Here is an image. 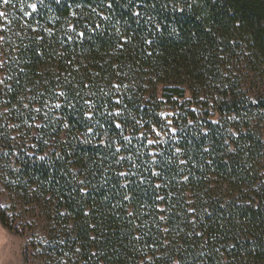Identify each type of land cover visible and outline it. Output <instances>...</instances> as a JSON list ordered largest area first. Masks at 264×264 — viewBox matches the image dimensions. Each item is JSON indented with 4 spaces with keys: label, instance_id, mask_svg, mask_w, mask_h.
<instances>
[{
    "label": "trees",
    "instance_id": "trees-1",
    "mask_svg": "<svg viewBox=\"0 0 264 264\" xmlns=\"http://www.w3.org/2000/svg\"><path fill=\"white\" fill-rule=\"evenodd\" d=\"M0 12V222L25 264H264V0Z\"/></svg>",
    "mask_w": 264,
    "mask_h": 264
},
{
    "label": "rangeland",
    "instance_id": "rangeland-1",
    "mask_svg": "<svg viewBox=\"0 0 264 264\" xmlns=\"http://www.w3.org/2000/svg\"><path fill=\"white\" fill-rule=\"evenodd\" d=\"M165 115L172 116L173 111L170 107L164 113ZM3 181V167L0 166V207L9 206L14 208L11 198L9 197L10 192L5 190ZM36 206L34 204H25V210H30L28 218L33 217L32 208ZM20 207V206H19ZM13 212V211H12ZM28 214V213H27ZM18 225V221L16 222ZM25 224V222H24ZM29 241V235L23 232L21 228L18 233L10 231L4 227L0 222V264H25V250Z\"/></svg>",
    "mask_w": 264,
    "mask_h": 264
},
{
    "label": "snow or ice",
    "instance_id": "snow-or-ice-1",
    "mask_svg": "<svg viewBox=\"0 0 264 264\" xmlns=\"http://www.w3.org/2000/svg\"><path fill=\"white\" fill-rule=\"evenodd\" d=\"M8 0H4V3H7ZM35 7V5H33V8ZM4 15L2 12H0V16Z\"/></svg>",
    "mask_w": 264,
    "mask_h": 264
}]
</instances>
